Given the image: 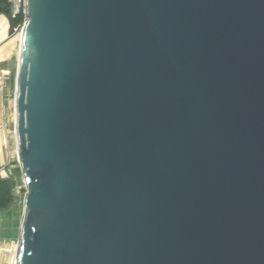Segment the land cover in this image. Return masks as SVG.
<instances>
[{"label":"water","instance_id":"obj_1","mask_svg":"<svg viewBox=\"0 0 264 264\" xmlns=\"http://www.w3.org/2000/svg\"><path fill=\"white\" fill-rule=\"evenodd\" d=\"M17 264H264V0H25Z\"/></svg>","mask_w":264,"mask_h":264},{"label":"rangeland","instance_id":"obj_2","mask_svg":"<svg viewBox=\"0 0 264 264\" xmlns=\"http://www.w3.org/2000/svg\"><path fill=\"white\" fill-rule=\"evenodd\" d=\"M23 25L24 23L16 28H22ZM1 33L2 35H5L6 30ZM7 35H9V33ZM18 46V40L16 38L14 44L10 45L11 54L9 59L0 62V127L4 133L6 146L9 152H11L12 160H15V150L17 145L14 134L13 101L16 96L15 78L18 71ZM12 164L14 168V176L9 179L14 183L13 193L15 199L7 208V211L0 210V228L6 229L5 235L8 236L6 240H1L2 244H0L1 247L3 246V248L0 249L3 257L2 264H12L11 258H13L17 252L21 223L24 217V200L27 192L20 164L17 161H12ZM8 218L11 220H8ZM12 222L14 225V232L11 234ZM5 248H7V250Z\"/></svg>","mask_w":264,"mask_h":264},{"label":"crops","instance_id":"obj_3","mask_svg":"<svg viewBox=\"0 0 264 264\" xmlns=\"http://www.w3.org/2000/svg\"><path fill=\"white\" fill-rule=\"evenodd\" d=\"M7 3H8V0H7ZM10 29H11V25H10L9 18L7 17L6 13H1L0 14V33L3 32L4 30H6V33H5V35H2V33L0 34V62L8 60L10 57V54H11L10 47H9L10 45H9V42H7L8 38H5L7 36V34L10 32ZM10 153L11 152H9V150L6 146V140L4 138V133L2 132L1 127H0V168L2 166H4L7 162L12 161V158H11L12 156ZM4 210L7 211V209H4ZM8 220H11V219L8 218ZM0 229L2 232L1 233V235H2L1 240L2 241L6 240L8 237L5 235L6 229H4V228H0ZM13 232H14V225L12 222L11 234ZM0 244H2V243L0 242ZM2 248H3V246H2ZM5 249L7 250V248H5ZM1 254L2 253L0 252V264L3 263V259H2L3 257Z\"/></svg>","mask_w":264,"mask_h":264},{"label":"trees","instance_id":"obj_4","mask_svg":"<svg viewBox=\"0 0 264 264\" xmlns=\"http://www.w3.org/2000/svg\"><path fill=\"white\" fill-rule=\"evenodd\" d=\"M1 13H6L12 28L21 26L26 19V14L24 11H21L17 15H13L10 5L7 3V0H0V14ZM13 186L14 183L11 179L0 177V209L1 210L7 209L14 202L15 195L13 193Z\"/></svg>","mask_w":264,"mask_h":264},{"label":"built area","instance_id":"obj_5","mask_svg":"<svg viewBox=\"0 0 264 264\" xmlns=\"http://www.w3.org/2000/svg\"><path fill=\"white\" fill-rule=\"evenodd\" d=\"M8 3L10 5L11 11L13 15L19 14L21 11L25 12V0H8ZM26 21V19H25ZM24 21V23H25ZM23 27V26H22ZM1 77V76H0ZM20 164L19 155L17 154L15 156V160ZM12 161L7 162L4 166L0 168V177L1 178H12L14 176V168ZM21 166V165H20ZM1 229H0V242H1Z\"/></svg>","mask_w":264,"mask_h":264},{"label":"bare ground","instance_id":"obj_6","mask_svg":"<svg viewBox=\"0 0 264 264\" xmlns=\"http://www.w3.org/2000/svg\"><path fill=\"white\" fill-rule=\"evenodd\" d=\"M5 38H8L7 39V42H9V45H12L14 44V40L17 38L18 40V58H19V54H20V51H21V48H22V33L21 31H19L15 36L13 37H9V35H7ZM4 38V39H5ZM10 38V39H9ZM4 42V41H3ZM10 47V46H9ZM17 53V52H16ZM18 62V61H17ZM16 79V78H15ZM15 92V91H14ZM16 97H17V92H16V96H15V99L13 101V106H14V113H13V116H14V134H15V139H16V155L18 154L19 155V146H18V138H17V133H16V123H17V110H16ZM2 247L0 246V249ZM17 252H18V246H17ZM17 252L15 254V256L13 258H11V261H12V264H17ZM7 256V255H6Z\"/></svg>","mask_w":264,"mask_h":264}]
</instances>
